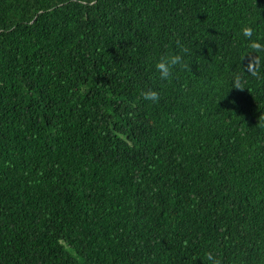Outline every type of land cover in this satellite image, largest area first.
Returning a JSON list of instances; mask_svg holds the SVG:
<instances>
[{"label": "trees", "instance_id": "1", "mask_svg": "<svg viewBox=\"0 0 264 264\" xmlns=\"http://www.w3.org/2000/svg\"><path fill=\"white\" fill-rule=\"evenodd\" d=\"M209 254L264 264V0H0V264Z\"/></svg>", "mask_w": 264, "mask_h": 264}, {"label": "clouds", "instance_id": "2", "mask_svg": "<svg viewBox=\"0 0 264 264\" xmlns=\"http://www.w3.org/2000/svg\"><path fill=\"white\" fill-rule=\"evenodd\" d=\"M245 36H251V29L246 28L244 30ZM181 57L180 56H172L169 58L162 59L157 65L156 68L158 72L160 73V78L162 80H166L171 75V69L173 66L180 63ZM237 84H239V81H237ZM143 98L147 101H152L153 103L157 102L159 99L158 93L155 91H146L143 94ZM208 260L212 262V264H218V261L215 260V258L209 254Z\"/></svg>", "mask_w": 264, "mask_h": 264}]
</instances>
